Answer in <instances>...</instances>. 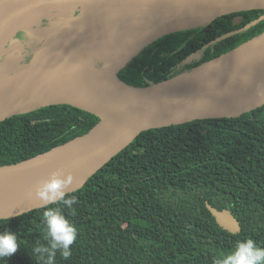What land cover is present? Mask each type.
<instances>
[{"label":"trees","instance_id":"16d2710c","mask_svg":"<svg viewBox=\"0 0 264 264\" xmlns=\"http://www.w3.org/2000/svg\"><path fill=\"white\" fill-rule=\"evenodd\" d=\"M262 14L261 9L231 13L165 35L119 74L147 86L189 71L263 32L264 20L201 50ZM99 120L68 104L9 117L0 123V165L82 135ZM72 195L75 215L62 204L49 206H60L78 229L71 258L57 254L56 264H212L238 240L252 238L264 247V105L235 117L143 131ZM207 202L231 210L241 231L221 227ZM44 210L0 219V232L11 229L20 242L0 264H37L31 248L45 243Z\"/></svg>","mask_w":264,"mask_h":264},{"label":"water","instance_id":"95a60500","mask_svg":"<svg viewBox=\"0 0 264 264\" xmlns=\"http://www.w3.org/2000/svg\"><path fill=\"white\" fill-rule=\"evenodd\" d=\"M254 9L264 10V0H0V66L7 63L1 59L13 41L19 40V32L48 29L29 60L17 63L20 66L16 69L6 66L15 76L0 79V123L58 104L72 105L100 118L82 135L33 157L0 165V219L44 207L35 196V186L56 170L70 177L68 194L81 189L143 131L235 117L262 107L264 31L189 71L147 86L134 85L119 74L165 35ZM262 20L264 14L218 36L201 50ZM46 21L48 25L43 24ZM86 23L90 24L88 35L101 25L96 34L100 41L114 32L118 45L107 52L104 47L94 54L79 52L81 55L74 58L53 52V36L66 39ZM119 23L122 26L116 27ZM103 52L105 56H125L113 62L103 58ZM222 59L226 60L222 66L203 72L207 65ZM207 206L221 227L232 233L241 231L231 210H220L209 202Z\"/></svg>","mask_w":264,"mask_h":264},{"label":"clouds","instance_id":"9594fccd","mask_svg":"<svg viewBox=\"0 0 264 264\" xmlns=\"http://www.w3.org/2000/svg\"><path fill=\"white\" fill-rule=\"evenodd\" d=\"M69 183L70 177L65 175L63 170H56L51 173L50 178L35 186V196L42 201L45 208L42 214L45 243L37 241L31 248V257L37 264H56L57 254L63 260L72 256L78 229L60 206L49 207L62 204L72 208L76 197L69 196L66 191ZM72 214L75 215L74 208ZM19 248L20 242L16 232L7 228L0 232V260L10 258ZM212 264H264V247L259 246L252 238L238 240L232 251L214 256Z\"/></svg>","mask_w":264,"mask_h":264},{"label":"bare ground","instance_id":"6f19581e","mask_svg":"<svg viewBox=\"0 0 264 264\" xmlns=\"http://www.w3.org/2000/svg\"><path fill=\"white\" fill-rule=\"evenodd\" d=\"M62 14H65V13H60L59 16H61ZM34 22L37 23V21H34ZM89 25H90L89 23H86L85 25L82 26L83 28L81 30H78V32L75 35L72 34L71 37H68L66 39L60 38L58 34L53 36V42H55V47L52 46L53 52L55 54H58L59 56H64L67 58H74L78 54H80L79 52H88L89 54H94L95 52L101 51L103 47L105 48L104 51L107 52V51H110V49L113 50V48L118 45V38H117L118 35L116 36V33H115V36H116L115 37L113 35L114 32H108L106 38L100 41V38H98L96 34L102 30V29L98 30L101 27V25L96 28V31H97L96 33H94L93 35H88L87 30H88ZM119 26H122V24L119 23L116 27H119ZM28 28H31V25ZM30 31L32 32V34L39 36L42 39L44 35H47L48 29L37 28V29H30ZM149 32H150V29H149ZM22 46L23 45L21 44L19 40L13 41L11 45V49H13V51L11 52L9 56L11 61L13 60V62L19 63V59L20 57H22V54L24 53ZM21 47H22V50H20ZM121 54L123 53H120L118 55H113V56L111 54H108V56H105L103 52L102 57L105 59L109 58V60L110 61L113 60V62L115 59V62H119L125 56V54L120 56ZM40 57L42 58V55H40L39 58ZM13 62L5 63L4 64L5 67L0 66V79L2 78L7 79V78L15 76L14 73L10 72L11 69H8L6 67L9 65L12 66ZM224 62H226V60L224 59L217 60L207 65L206 68L203 70V72L204 73L211 72L212 70L222 66ZM19 66L20 64H14L15 69L18 68Z\"/></svg>","mask_w":264,"mask_h":264},{"label":"rangeland","instance_id":"374dc122","mask_svg":"<svg viewBox=\"0 0 264 264\" xmlns=\"http://www.w3.org/2000/svg\"><path fill=\"white\" fill-rule=\"evenodd\" d=\"M240 20H241V17H237L235 19L236 22H239ZM43 24L44 25H48L49 22L46 21ZM17 36L19 37L20 42H23V46L22 47H23L24 53L22 54V57H20V59H19V63H21L22 62L21 60L25 57V54H27L29 52L28 51V47H25L26 46L25 42L27 41L29 43V45L32 46V50H34L40 44V37L39 36H35L30 31L29 32L28 31L19 32ZM22 47H21L20 50H22ZM12 51H13V49L9 48V51L4 54L3 58L1 59V62H10V63L13 62V60L11 61V59L9 58V56H10ZM14 64H17V63L13 62V65Z\"/></svg>","mask_w":264,"mask_h":264},{"label":"flooded vegetation","instance_id":"af4514ba","mask_svg":"<svg viewBox=\"0 0 264 264\" xmlns=\"http://www.w3.org/2000/svg\"><path fill=\"white\" fill-rule=\"evenodd\" d=\"M21 44L23 45V42H21ZM25 44H26L25 47H28V51L29 52L27 54H25V57L21 60L22 61L21 63L26 62L31 57V55H32V46L29 45V43L27 41L25 42Z\"/></svg>","mask_w":264,"mask_h":264}]
</instances>
